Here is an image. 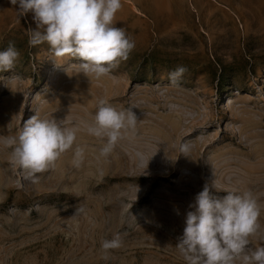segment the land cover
Masks as SVG:
<instances>
[{
  "label": "rangeland",
  "instance_id": "1",
  "mask_svg": "<svg viewBox=\"0 0 264 264\" xmlns=\"http://www.w3.org/2000/svg\"><path fill=\"white\" fill-rule=\"evenodd\" d=\"M121 5L114 27L135 47L96 78L76 58L54 59L46 43L30 47L32 13L0 0V50L11 42L19 52L0 72V264H186L176 243L205 183L251 192L260 211L248 247L264 246V0ZM100 98L118 111L137 105L135 129L107 157L87 131ZM35 114L78 131L31 183L5 141ZM77 146L84 158L74 167ZM116 233L121 246L103 259L101 242Z\"/></svg>",
  "mask_w": 264,
  "mask_h": 264
},
{
  "label": "clouds",
  "instance_id": "2",
  "mask_svg": "<svg viewBox=\"0 0 264 264\" xmlns=\"http://www.w3.org/2000/svg\"><path fill=\"white\" fill-rule=\"evenodd\" d=\"M18 5L19 15L32 13L36 28L29 33L28 44L46 43L52 57L68 56L80 61V72L100 78L120 61L126 60L135 47L123 28L114 27L121 0H10ZM19 52L11 42L0 50V72L13 68ZM186 68L177 66L168 73L171 84H178ZM163 95V92L161 93ZM127 109L116 110L106 98L97 102L94 124L87 129L104 140L100 156L107 157L123 135L134 130L137 117ZM78 129L66 127L56 119H41L36 114L23 122L18 135L5 143L12 146L11 162L22 178L37 183L39 174L54 166L58 158L71 149ZM179 153L188 156L189 145L181 142ZM84 149L73 150L71 164L79 167ZM172 160V159H171ZM174 161V160H173ZM225 195H218L219 192ZM83 207L75 213H82ZM259 207L251 192L217 188L205 183L195 194L184 215V227L176 247L186 264H264V246L249 249V236L258 230ZM121 236L101 242L107 252L121 246Z\"/></svg>",
  "mask_w": 264,
  "mask_h": 264
}]
</instances>
